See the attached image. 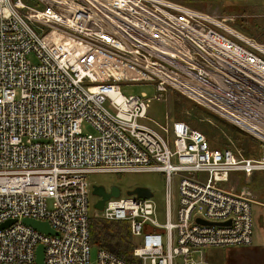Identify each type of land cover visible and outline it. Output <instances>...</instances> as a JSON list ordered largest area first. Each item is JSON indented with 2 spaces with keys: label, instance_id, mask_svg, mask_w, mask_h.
Listing matches in <instances>:
<instances>
[{
  "label": "built area",
  "instance_id": "1",
  "mask_svg": "<svg viewBox=\"0 0 264 264\" xmlns=\"http://www.w3.org/2000/svg\"><path fill=\"white\" fill-rule=\"evenodd\" d=\"M7 2L19 16L6 14ZM201 15L174 0H0V224L17 220L0 230V264H37L41 243L45 264H89L94 172L166 175L165 223L152 197L122 195L104 210L106 219L130 223L142 264H212L204 247L253 244V204L261 202L247 182L264 171V106L237 115L230 98L218 99L236 127L262 142V153L250 157L226 132L228 146L212 148L203 131L170 113L164 122L151 119V102L163 96L124 95L118 84L152 80L162 91L175 75L209 97V86L220 91L242 63L264 83V58ZM84 123L94 132L84 133ZM233 173L246 184H230ZM24 217L59 233L40 232ZM98 264L130 263L100 250Z\"/></svg>",
  "mask_w": 264,
  "mask_h": 264
},
{
  "label": "rangeland",
  "instance_id": "2",
  "mask_svg": "<svg viewBox=\"0 0 264 264\" xmlns=\"http://www.w3.org/2000/svg\"><path fill=\"white\" fill-rule=\"evenodd\" d=\"M26 1V0H25ZM181 4L189 6L193 9L205 12L207 14L216 16L218 22L227 26L232 31L248 38L255 39L259 44L264 45V0H176ZM33 4V3H31ZM32 61H36L33 56H30ZM121 91L126 95H138L141 92H147L150 96L162 95L163 99H154L149 108V116L157 121L163 122L168 113L172 117L179 116L189 121L191 125L205 131L212 133L215 142L211 144L218 148H223L224 143H228V136L230 134L218 127L215 120L210 114H207L202 109L194 105L193 100L184 96L180 92L168 89L165 92H159L152 82H126L120 83ZM197 104V103H196ZM199 105V104H198ZM202 106V105H200ZM204 107V106H202ZM206 108V107H204ZM208 109V108H206ZM210 110V109H208ZM213 112L212 110H210ZM216 116L222 118L226 122L228 120L213 112ZM234 125V124H233ZM83 129L86 132H92L93 129L87 123L83 124ZM235 143H238L232 136H230ZM218 141V144L216 143ZM229 144V143H228ZM237 145V144H236ZM228 146V145H225ZM238 146V145H237ZM255 152H261L259 148H252ZM260 155V154H259ZM237 175V174H233ZM233 177V176H232ZM241 178V177H240ZM243 179V178H242ZM239 178L231 183L239 184ZM252 183L247 186L254 192L256 200L261 203L253 204V219H254V233H262L263 227L260 224L259 217L264 215V171L256 173L248 178ZM242 181V180H241ZM244 181V180H243ZM88 182L90 188L89 194V213L90 216H103L104 211H100L95 207L98 200L96 195L92 194L93 185H103L110 190L113 185L119 186L123 195H126L129 190L137 186L149 187L153 192V199L158 208V220L165 223V211L168 199V183L166 175L162 172H128V173H93L88 175ZM246 182V180H245ZM229 184V185H230ZM243 184V183H242ZM171 200L172 211L176 213L179 202V177L173 176L171 182ZM247 247H204V256L213 264H250V252H246ZM249 250V249H248ZM98 248L92 246L91 259L89 264H97ZM199 259L200 255H195Z\"/></svg>",
  "mask_w": 264,
  "mask_h": 264
},
{
  "label": "bare ground",
  "instance_id": "3",
  "mask_svg": "<svg viewBox=\"0 0 264 264\" xmlns=\"http://www.w3.org/2000/svg\"><path fill=\"white\" fill-rule=\"evenodd\" d=\"M83 1L85 2L86 0H83ZM174 1H176V0H174ZM176 2H178V1H176ZM182 5H184V4H182ZM184 6H186V5H184ZM186 7L192 9L198 15H201L202 14L203 16L201 15V17H202V20L204 22H209L210 20H212L213 26L216 29H218L220 32H222L223 34H225L226 35L225 38H227L229 41L232 42L233 40H235L237 43L241 44L242 46H244L246 48H249L252 52H254L258 56L264 58V51H262L260 49L262 44H259L257 42L258 43V46L257 47L256 46H252L249 43H251L253 45H255V43H253V41H252L251 38H248L246 36H243V35L239 34L238 32H236V31L234 32L230 28H227L226 25L218 22V20L215 18L216 16H213V15L207 14L205 12H202V11H199V10H196V9H193V8H191L189 6H186ZM5 10H6L5 11L6 14H8L10 16H19V13H20V8L18 6H16V5L12 4L11 2H7L5 4ZM212 24H210V25H212ZM244 53H246V50L242 49L241 50V59H243V54ZM246 60L248 61L249 64H251V65H253L255 67L256 66H259V61L256 58H254V60H249V58H247ZM242 64H243V66H241L239 69H235V70L232 71L230 77H226L225 78L224 83H223V86H222V89L220 91H218V88H215L214 86H211L210 85L209 87L211 89V96H209V97H202V96L199 97V96H197V93H195V92L193 93V92L189 91L182 84H180V83L177 82V80H176L177 78H176L175 75H170L168 77V79L166 81V83H167V89L166 90H162V91L161 90H158V88H157V81H152V80H141V81H126V80H122V81H126V82H152L156 86L157 91H159V92H165L168 89L176 90V91L180 92L181 94H183L184 96L188 97L189 99L193 100L197 104L202 105V106H204V107L212 110L213 112L217 113L218 115L222 116L223 118H225L229 122L230 121L233 122L235 120V118H232L229 115H227L224 112H222L220 110V107L218 106V99H220L221 97L224 96L225 98H230V100L232 102V105H233V108L236 109V112H234V113L237 114V115L238 114L239 115H242L241 114V111H240L241 109H246V108H248L250 106H256V105L264 106V83H263V81L255 73L246 71L244 69V66H245L244 63H242ZM122 81H120L118 83L119 86H120V89H121L120 83ZM124 95H126V94H124ZM132 95H134V94H132ZM148 116H149V109H148ZM151 119H153V118H151ZM153 120H155V119H153ZM155 121H157V120H155ZM158 122H161V121H158ZM234 125H236V124L234 123ZM83 132L84 133H93L94 132V129H93L92 132H86L83 129ZM94 173H108V172H94ZM90 174H93V173H90ZM93 186H92V191H93ZM98 186H100V185H98ZM110 190H107V191L110 192ZM89 194H90V188H89V193H88V199H89ZM122 195L123 194H122V191H121V193H120L119 196H112L111 198H109L108 200H106L105 206H104V208L102 210H100L98 208L97 209L100 210V211H104L106 209V206H107V204H108V202L110 200L115 199V198H119ZM96 196L98 197V200H100L102 198L101 196H98V195H96ZM89 206H90V201H89V204H88V210H89ZM103 217H104V215H103ZM25 218H30V219H34V220H38V221H45V222H47L50 225L51 229L54 232L53 233H48V232L39 230V229H37V228H35V227L31 226V225H28L27 223L24 222V219ZM9 221H10V223L7 226H5V227L0 228V230L1 229H4L6 227H9L10 225L14 224L17 220H13L12 219V220H8V221H6L4 223H7ZM89 221L91 223L90 213H89ZM22 222L24 224L30 226V227H33L34 229H36V230H38L40 232H43V233H46V234H49V235H58V233H59L46 220H40V219L31 218V217H24L22 219ZM4 223H2V224H4ZM2 224H0V225H2ZM89 227H90V224H89ZM139 244H140V239H139L138 245L135 247V250H134V255L137 258H139V257L135 254V251H136L137 247L139 246ZM40 245H43V244L41 243V244H39L36 247V263L37 264H38V262H37V249H38V247ZM90 246L92 248V245H91V230H90ZM43 247H44V256H45V246L43 245ZM100 250H106V251H108L107 249H100V248H98V253H99ZM108 252H110V251H108ZM117 257H119V256H117ZM90 259H91V250H90ZM126 262H128V261H126ZM140 262H141L140 264H142L141 259H140ZM44 263H45V258H44ZM128 263H130V262H128ZM97 264H98V255H97ZM130 264H132V263H130Z\"/></svg>",
  "mask_w": 264,
  "mask_h": 264
},
{
  "label": "trees",
  "instance_id": "4",
  "mask_svg": "<svg viewBox=\"0 0 264 264\" xmlns=\"http://www.w3.org/2000/svg\"><path fill=\"white\" fill-rule=\"evenodd\" d=\"M194 105L202 109L207 114H210L211 117L215 120V123L218 125V127L226 130L230 134V136H232L238 142L236 144L238 145V147L242 148L245 155L250 156V157H258L259 154L262 153V142H260L258 139L242 131L241 129L233 125L232 123H228L222 118L216 116L210 110L196 103H194ZM173 118L186 121L185 118L179 117L176 115ZM186 122L189 123V121H186ZM191 126L195 127L194 125H191ZM203 132L207 135L210 146L212 148H218V147H215L213 143L211 144V141L215 142V140L213 139L212 133L208 130H205ZM216 143L218 144V141H216ZM225 145H228V143L227 144L224 143L223 146L226 147ZM254 147L261 149V152L253 151L252 148ZM259 172H263V171H259ZM259 172H256V173H259ZM256 173H254L253 175H255ZM233 174H237V175H233ZM233 174L231 175V178H230L231 181L235 180V177L240 179L238 182L239 184H237L238 188L246 184L245 175H243L242 173H233ZM250 183H251L250 181L247 182V185ZM90 230H91V245L92 246H96L97 248H100V249H107L111 253L119 256L120 258L132 264L141 263L140 259L134 255V250H135V247L139 243V239L136 238L132 234L130 223L128 221L108 220L103 216H93L91 217Z\"/></svg>",
  "mask_w": 264,
  "mask_h": 264
},
{
  "label": "water",
  "instance_id": "5",
  "mask_svg": "<svg viewBox=\"0 0 264 264\" xmlns=\"http://www.w3.org/2000/svg\"><path fill=\"white\" fill-rule=\"evenodd\" d=\"M92 193L94 195H98L101 196L102 198L100 200H98L95 204V207L102 210L105 206V202L106 200H108L109 198H111L112 196H119L121 193V189L119 188V186L117 185H113L111 187L110 192L107 191V189L105 188V186H98V185H94L93 186V191ZM129 195L132 194H136L137 197L139 198H150L153 197V192L149 187H145V186H137L132 190H129L128 193ZM24 222L27 223L28 225H31L39 230L48 232V233H53L54 231L51 229L50 225L45 222V221H38V220H34V219H30V218H25ZM10 223H4L2 225H0V228H3L5 226H7ZM44 247L43 245H40L37 249V262L38 264H45L44 263Z\"/></svg>",
  "mask_w": 264,
  "mask_h": 264
},
{
  "label": "crops",
  "instance_id": "6",
  "mask_svg": "<svg viewBox=\"0 0 264 264\" xmlns=\"http://www.w3.org/2000/svg\"><path fill=\"white\" fill-rule=\"evenodd\" d=\"M259 221L261 226L263 227V231L262 233L257 234L256 237L254 233L253 244L247 246V249L245 250L246 252L248 251L250 252L249 258H252V261L251 259L249 261L250 264H264V215L263 214L259 217ZM240 264L243 263L240 262Z\"/></svg>",
  "mask_w": 264,
  "mask_h": 264
}]
</instances>
